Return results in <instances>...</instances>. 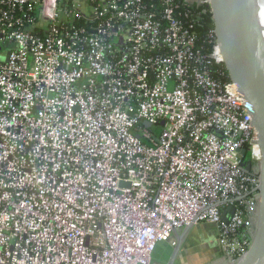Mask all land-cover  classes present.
Returning <instances> with one entry per match:
<instances>
[{
	"label": "built area",
	"instance_id": "built-area-1",
	"mask_svg": "<svg viewBox=\"0 0 264 264\" xmlns=\"http://www.w3.org/2000/svg\"><path fill=\"white\" fill-rule=\"evenodd\" d=\"M207 11L0 0V264H153L199 225L224 263L247 251L260 150L213 30L209 52L196 37Z\"/></svg>",
	"mask_w": 264,
	"mask_h": 264
},
{
	"label": "water",
	"instance_id": "water-1",
	"mask_svg": "<svg viewBox=\"0 0 264 264\" xmlns=\"http://www.w3.org/2000/svg\"><path fill=\"white\" fill-rule=\"evenodd\" d=\"M209 9L225 72L246 101L260 150L258 162L251 163L245 157L242 163L244 172L256 174L259 181L257 215L250 246L235 262L225 264H264V29L259 4L258 0H209ZM152 131L158 133L157 129ZM239 153L245 154L244 150ZM177 232L174 231L172 236H177ZM181 238H176V247L166 264H174Z\"/></svg>",
	"mask_w": 264,
	"mask_h": 264
},
{
	"label": "crops",
	"instance_id": "crops-1",
	"mask_svg": "<svg viewBox=\"0 0 264 264\" xmlns=\"http://www.w3.org/2000/svg\"><path fill=\"white\" fill-rule=\"evenodd\" d=\"M258 4L264 15V0H258ZM216 237V230L209 225H199L187 231L186 229L179 230L177 236L171 237V242L176 244L177 239L181 238L180 249L174 264H225L217 256ZM158 247L162 250V256L158 259L166 264L176 245L171 247L170 244L164 243Z\"/></svg>",
	"mask_w": 264,
	"mask_h": 264
},
{
	"label": "trees",
	"instance_id": "trees-1",
	"mask_svg": "<svg viewBox=\"0 0 264 264\" xmlns=\"http://www.w3.org/2000/svg\"><path fill=\"white\" fill-rule=\"evenodd\" d=\"M185 8H186V6L180 7V9H185ZM194 9L195 8L193 7L191 10L194 11ZM212 30H213V26H212V21H211V14L209 11H207V13H205L201 16L199 25L195 29V34H196V37L198 39V42L202 44V46L205 49L204 50L205 52H209V50L212 46L211 42L207 38L208 33ZM213 68H215L217 70V74L215 76L216 78H218L220 81H229V78H228L226 72L224 71L222 65L217 66V67H213ZM218 71H220V73ZM211 72H212V70H211ZM214 73H216V71Z\"/></svg>",
	"mask_w": 264,
	"mask_h": 264
},
{
	"label": "rangeland",
	"instance_id": "rangeland-1",
	"mask_svg": "<svg viewBox=\"0 0 264 264\" xmlns=\"http://www.w3.org/2000/svg\"><path fill=\"white\" fill-rule=\"evenodd\" d=\"M5 52V50H3ZM157 256V257H156ZM162 256V250L159 248L156 249L155 254H154V262L153 264H163L161 259H158Z\"/></svg>",
	"mask_w": 264,
	"mask_h": 264
},
{
	"label": "bare ground",
	"instance_id": "bare-ground-1",
	"mask_svg": "<svg viewBox=\"0 0 264 264\" xmlns=\"http://www.w3.org/2000/svg\"><path fill=\"white\" fill-rule=\"evenodd\" d=\"M259 11H260V20H261V23H262V26H263V29H264V15L262 14V11L261 9L259 8Z\"/></svg>",
	"mask_w": 264,
	"mask_h": 264
}]
</instances>
